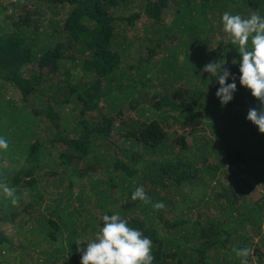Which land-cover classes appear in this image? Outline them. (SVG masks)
<instances>
[{
	"label": "trees",
	"instance_id": "trees-1",
	"mask_svg": "<svg viewBox=\"0 0 264 264\" xmlns=\"http://www.w3.org/2000/svg\"><path fill=\"white\" fill-rule=\"evenodd\" d=\"M225 12L264 16V0H0V184L18 200L0 192V264H80L76 243L113 214L151 239L153 264H264V134L221 106L215 78H192L222 59L237 77L231 103L256 101ZM139 65L162 71L147 100ZM205 122L214 140L189 142ZM225 164L250 181L225 186ZM137 188L148 202L132 200ZM20 232L28 242L14 247Z\"/></svg>",
	"mask_w": 264,
	"mask_h": 264
},
{
	"label": "clouds",
	"instance_id": "clouds-1",
	"mask_svg": "<svg viewBox=\"0 0 264 264\" xmlns=\"http://www.w3.org/2000/svg\"><path fill=\"white\" fill-rule=\"evenodd\" d=\"M221 23L229 44L240 57L239 61H232L233 64L239 63V85L250 90L251 96L259 101V109L250 108L246 119L257 127L260 134H264V16L253 14L243 18L239 14L225 12ZM221 60L207 63L202 72L215 78L219 85L215 95L221 106L226 107L234 99L237 77ZM8 147V141L0 136V151ZM0 192L12 205L18 203L15 190L7 184H0ZM137 199L148 202L143 188L133 192L132 200ZM154 207L161 209L165 205L159 202ZM102 225L85 248L79 247L82 243H76L77 252L81 254L80 264H153L152 241L141 231L130 228L127 221L116 214L104 215ZM237 255L246 258L249 250H238ZM242 264H247V261L243 260Z\"/></svg>",
	"mask_w": 264,
	"mask_h": 264
},
{
	"label": "rangeland",
	"instance_id": "rangeland-1",
	"mask_svg": "<svg viewBox=\"0 0 264 264\" xmlns=\"http://www.w3.org/2000/svg\"><path fill=\"white\" fill-rule=\"evenodd\" d=\"M50 12L51 13H56L57 15H60V13H57V9L56 10H51ZM48 15H49V12H48ZM214 18H216V17H214ZM218 24H220V23H218ZM138 25H139V30L138 29L137 30L139 32H137V33L139 35H142V33L144 31V27L141 26V24H138ZM201 39L202 40L205 39L204 36H202ZM222 49H224V48H222ZM221 62L224 63L223 60ZM148 69H149V66L139 65L138 67L134 68L132 70V72H131L133 77L135 79H137V81H139V83L140 82L141 83L142 82L145 83V86H144V88H142L141 91H142V96L143 97L147 96L146 100L149 99L152 96V94L154 93L156 87H157V89H159V82L157 81V79H154V81H152V82L148 81V79H150L152 77V75H154L155 77H159L161 75V72H162L161 70H155V69L154 70H151V69L148 70ZM202 69H203L202 67H199L198 68V75H193L192 78H193V80L195 81L196 84L204 86L203 83H202V80L204 78H206L207 76H209V77H211V76L208 73L202 72ZM147 71H148V73H146L145 77L142 78V73L143 72H147ZM160 77H162V76H160ZM205 84H207V82H205ZM150 86L152 87V91L150 89ZM149 91H151V92L148 94ZM129 102H130V99H129ZM240 102H243L242 105H241ZM234 105L230 102L224 108L227 109L230 113L237 111L236 115H237L238 120L240 118L242 119L243 117H245V114L249 111L250 108L259 109V107H260L259 101H257V100L255 102H253L252 104H250V107L249 106H247V107L245 106V101L244 100H242V101L240 100L235 106ZM124 111L127 112V113L130 112L129 109L124 110ZM223 119H227V118L223 117ZM173 129L175 130L174 133L177 136L178 133H179L177 126H175ZM215 129H216L215 126L211 127L209 124H206V122H205V124H203V125H193V126H191L189 128L188 132L184 134V136H185L186 139H188L189 142L199 141V140L202 139L203 136H205V140L210 143L212 141V139H213ZM219 131H220V129H219ZM213 144H215V142H213ZM189 156L196 158L194 152L190 153ZM215 161H216V157H213L212 162H215ZM220 168H221L222 174L220 175L219 178H220V181L225 184V186L226 185L230 186V185H235V184L240 186V183H241V182H239L240 179L242 177H245V176H246V178L248 177L246 175V171L244 172V174H240L241 171L237 170L238 167L233 166L231 164H225V165L221 166ZM244 169L245 168H243V170ZM249 178L250 177L247 178L248 181H250ZM256 185L257 186L254 189L255 195L264 196V188L261 186V183H259V184L256 183ZM193 195L194 194L192 193V196ZM178 199L176 198V201L178 202L177 206L180 207V209L178 211L180 213H182L181 209L186 208V205L184 204V201H187L188 198H187V196L182 197L181 195H178ZM258 199H260V198H258ZM197 211H198L197 208H194L191 211H189L188 208H187V212H185V216L187 214H191V215H193L195 217ZM187 216H189V215H187ZM26 242H28V239L25 238L23 236V234L20 232V233H17V235L15 236L13 246L14 247L20 246V243H21V245H24V244H26ZM6 259H9V258L6 257Z\"/></svg>",
	"mask_w": 264,
	"mask_h": 264
}]
</instances>
